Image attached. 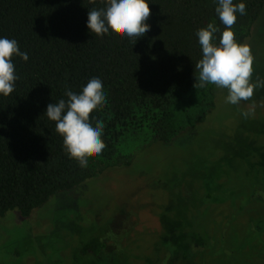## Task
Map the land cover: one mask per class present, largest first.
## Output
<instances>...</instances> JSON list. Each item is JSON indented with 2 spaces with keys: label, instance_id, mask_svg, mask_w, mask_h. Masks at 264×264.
Instances as JSON below:
<instances>
[{
  "label": "trees",
  "instance_id": "obj_1",
  "mask_svg": "<svg viewBox=\"0 0 264 264\" xmlns=\"http://www.w3.org/2000/svg\"><path fill=\"white\" fill-rule=\"evenodd\" d=\"M244 2L246 14L232 26L240 42L264 9V0ZM102 6V0H0V36L16 39L29 56L13 58L19 80L13 93L0 95V216L13 209L27 216L54 193L128 165L134 146L174 143L216 105L214 85L194 87L201 58L196 30L208 23L224 30L215 0H151V29L139 38L91 33L88 11ZM97 76L107 103L90 116L104 122L106 148L81 167L44 113L67 99L66 88L79 92ZM103 247L93 238L83 250L97 255Z\"/></svg>",
  "mask_w": 264,
  "mask_h": 264
},
{
  "label": "rangeland",
  "instance_id": "obj_2",
  "mask_svg": "<svg viewBox=\"0 0 264 264\" xmlns=\"http://www.w3.org/2000/svg\"><path fill=\"white\" fill-rule=\"evenodd\" d=\"M243 43L253 81L264 77V9ZM224 95L174 143L134 146L128 165L0 216V264H264L252 197L264 184V88L238 105ZM93 238L97 257L83 250Z\"/></svg>",
  "mask_w": 264,
  "mask_h": 264
},
{
  "label": "clouds",
  "instance_id": "obj_3",
  "mask_svg": "<svg viewBox=\"0 0 264 264\" xmlns=\"http://www.w3.org/2000/svg\"><path fill=\"white\" fill-rule=\"evenodd\" d=\"M102 7H93L87 14L86 27L96 36L119 31L126 37L139 38L150 31L147 22L151 0H102ZM215 13L224 30L214 23L196 30L201 58L195 64L194 87L206 89L214 85L223 92L226 103L238 105L253 96L254 89L264 88V77L255 81L250 46L236 39L232 26L238 16L246 14L244 0H215ZM220 33L217 37V33ZM14 57L27 61L18 41L0 36V95L14 92L19 75ZM107 90L102 77H92L79 92L66 88L64 96L46 107L47 118L55 122V131L63 140L64 150L70 159L81 167L88 164L90 154H101L106 148L103 140L104 122L92 118L90 113L107 103Z\"/></svg>",
  "mask_w": 264,
  "mask_h": 264
},
{
  "label": "flooded vegetation",
  "instance_id": "obj_4",
  "mask_svg": "<svg viewBox=\"0 0 264 264\" xmlns=\"http://www.w3.org/2000/svg\"><path fill=\"white\" fill-rule=\"evenodd\" d=\"M259 183H260V181L258 182V185H257V186H259ZM260 187H261L262 189H261V190L258 189V190H256V191H254L253 194H252V197L257 196V198L260 199L261 204H263L262 207H263V209H264V184H260ZM261 216H263V217H260V218H258V219H254V221L257 220V222H256L257 224H256V226H255V228H254V231L257 232L256 234L258 235V238H259V239L261 240V242L264 244V215L262 214ZM254 221H253V225L251 226V228L254 227ZM104 247H105V246H104ZM89 253L91 254L92 252L89 251ZM92 254H93V255H92ZM92 254H91L92 256L97 257V256L100 255V252H99L97 255H95L94 253H92ZM226 255L229 256L228 253H226ZM174 257H175V256H174ZM169 259H170V258H169ZM244 259H245V258H243V260H244ZM245 261H246L245 263L242 261V264H252V263H247V260H246V259H245ZM166 264H174V262L172 261V263H171V260H167ZM181 264H184V263L181 261ZM186 264H194V263H193V262L191 263V259L188 258Z\"/></svg>",
  "mask_w": 264,
  "mask_h": 264
}]
</instances>
